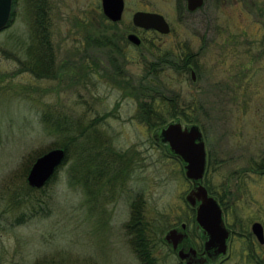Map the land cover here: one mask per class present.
<instances>
[{"label": "rangeland", "instance_id": "rangeland-1", "mask_svg": "<svg viewBox=\"0 0 264 264\" xmlns=\"http://www.w3.org/2000/svg\"><path fill=\"white\" fill-rule=\"evenodd\" d=\"M176 1L124 0L111 23L100 0H12L0 31V264H141L125 230L131 201L143 200L155 239L191 213L183 164L154 138L170 122L200 127L213 163L206 179L228 209L264 206V0H205L201 14L178 12ZM136 10L161 12L170 32L136 28ZM40 14L50 77L23 64L36 55L27 48ZM101 35L116 44H97ZM184 54L194 78L181 71ZM130 84L172 98L162 125L137 118ZM52 148L65 151L55 178L29 186L34 160ZM155 246L157 264L176 262Z\"/></svg>", "mask_w": 264, "mask_h": 264}, {"label": "water", "instance_id": "water-1", "mask_svg": "<svg viewBox=\"0 0 264 264\" xmlns=\"http://www.w3.org/2000/svg\"><path fill=\"white\" fill-rule=\"evenodd\" d=\"M187 8L194 11L204 0H186ZM12 0H0V31L9 21ZM104 15L115 22L121 19L124 6L123 0H101ZM132 23L143 29H153L161 34L170 32V25L162 14L156 12L136 11L131 17ZM128 39L138 45L140 38L131 33ZM192 78L195 72H191ZM157 142L166 143L169 153L175 155L183 162L185 176L194 183L187 193L186 201L196 209V221L210 236L224 243V228L219 205L214 197L207 194L206 188L201 184L205 169L206 151L203 134L196 124L183 125L180 121L170 122L154 132ZM65 151L62 148H52L38 156L27 173V183L33 188L43 187L53 176L59 165L63 162ZM198 204L196 205V203ZM182 233L177 229H170L165 233L164 239L176 245ZM223 244V246H224Z\"/></svg>", "mask_w": 264, "mask_h": 264}, {"label": "flooded vegetation", "instance_id": "flooded-vegetation-1", "mask_svg": "<svg viewBox=\"0 0 264 264\" xmlns=\"http://www.w3.org/2000/svg\"><path fill=\"white\" fill-rule=\"evenodd\" d=\"M176 2L178 5L175 9H177V11L182 14H201L205 0L203 5L194 11H191L187 8L186 0H177ZM124 9L125 2L122 15L124 13ZM140 11L156 12L148 10ZM156 13L162 14L161 12ZM102 14H104L103 10ZM106 19H108L111 23H117L122 19V16L120 20L115 22L111 21L107 17ZM133 26L135 25L133 24ZM135 27L142 30H153L143 29L137 26ZM131 33L132 32L127 34V41L130 43L132 42L128 39V35ZM141 43L142 39L140 38V43L138 45L134 43L132 44L139 46ZM181 57L182 55L179 58ZM188 69H190V74L192 70L194 71V69L189 64ZM205 151L206 162L203 176L201 178V184L206 188L207 194L214 197L217 204L219 205L222 216V226L225 230V244L221 243V241L214 238L213 236H210L202 227L198 226L196 221V209L187 201L186 202L190 206L191 213L188 214L184 219L180 221L178 220L175 225H173V227L168 229H177V231L182 233V236L176 237L178 240L176 241L175 245L173 242H167L164 239V234L160 243L162 242L164 245H166L168 250H170V255L176 260L174 264H264V206L260 205L254 208L250 203H242L238 204L237 208L230 207V209H228L223 202L224 200L222 201V198L212 190L206 179L207 173L210 170V166H212L213 163L212 157L207 151L206 144ZM168 154L169 156L178 159L180 163L183 164V162L178 157L169 152ZM191 184L192 186L190 190L194 186L193 182H191ZM197 204L198 202L196 205ZM154 258L155 264H157L156 257L154 256Z\"/></svg>", "mask_w": 264, "mask_h": 264}, {"label": "trees", "instance_id": "trees-1", "mask_svg": "<svg viewBox=\"0 0 264 264\" xmlns=\"http://www.w3.org/2000/svg\"><path fill=\"white\" fill-rule=\"evenodd\" d=\"M38 16L42 18L44 17V14L37 15V18H35V33L33 34V45L29 46L27 48L30 49L31 47L36 48V54L32 58L26 57L23 64L25 63L26 66L31 69L37 77H46L51 76V66L54 59L51 55V44L48 36V31L43 26V22L39 21ZM97 44H105L114 46L116 43L114 40L111 39L110 36H99L95 40ZM22 61V60H21ZM178 62L181 67V71L185 72L187 71V64L190 62L188 60V57L186 55H183L181 58H178ZM28 69V70H29ZM150 69V67H148ZM131 91H127L126 94L128 95H134L136 99L138 100V107H137V118L145 122L147 124L152 123L153 125H162L164 120H162V112L165 107H167L168 102L172 98H163L157 96V90L156 86L149 85V84H138L137 86H133L130 84L129 86ZM128 88V89H129ZM127 90V89H126ZM164 92V91H162ZM146 98L144 99V97ZM45 119V117L43 118ZM96 120H94V123ZM66 124L61 123V128H65ZM54 126H57L54 124ZM86 129L80 130L77 137L83 138V136H86ZM96 135L97 132H95ZM156 140V139H155ZM100 141V140H97ZM65 148V147H64ZM66 149V148H65ZM95 155L91 156L89 158V161L93 160ZM97 157V156H96ZM121 160L119 163L121 164V169L119 172L124 171V174L128 173V166H127V160L124 159V157L121 155ZM124 159V160H123ZM65 160V158H64ZM60 168V167H59ZM88 174H91V171L87 170ZM99 173H104V171H101L99 169ZM93 174V173H92ZM56 172L53 174L51 179L44 185L47 186L52 179L55 178ZM88 177V176H86ZM81 179V178H80ZM82 180V179H81ZM86 181L87 179L82 180L84 187H86ZM43 188V187H42ZM36 202L40 203V200H36ZM131 211H130V217L129 220L125 223V230L129 237V241L131 246L133 247V250L135 254L137 255V258L141 261L142 264H155V258L153 256V252L155 250V245L157 242L161 241V236H158L157 239H155V234L153 231L152 225L145 219L144 213H143V200L141 198H134L130 203Z\"/></svg>", "mask_w": 264, "mask_h": 264}]
</instances>
